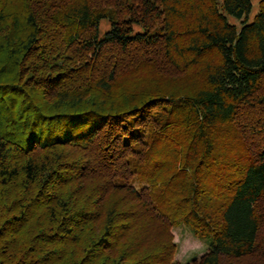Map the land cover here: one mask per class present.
Listing matches in <instances>:
<instances>
[{
  "label": "trees",
  "instance_id": "1",
  "mask_svg": "<svg viewBox=\"0 0 264 264\" xmlns=\"http://www.w3.org/2000/svg\"><path fill=\"white\" fill-rule=\"evenodd\" d=\"M256 4L0 0V264H264Z\"/></svg>",
  "mask_w": 264,
  "mask_h": 264
},
{
  "label": "rangeland",
  "instance_id": "2",
  "mask_svg": "<svg viewBox=\"0 0 264 264\" xmlns=\"http://www.w3.org/2000/svg\"><path fill=\"white\" fill-rule=\"evenodd\" d=\"M253 4V11L249 16V20L254 16L257 11V0H251ZM237 23V22H236ZM108 28L106 22H102L100 25V31L103 33ZM144 180V181H143ZM139 182L147 185L146 175H143ZM138 188L141 185L135 183ZM172 242L175 245V254L173 260L180 264L190 262L193 258H199L206 251V246L199 239L194 237L191 232L184 226H177L171 229Z\"/></svg>",
  "mask_w": 264,
  "mask_h": 264
}]
</instances>
